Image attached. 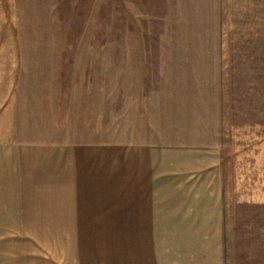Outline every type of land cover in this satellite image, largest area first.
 <instances>
[{"label": "rangeland", "instance_id": "1", "mask_svg": "<svg viewBox=\"0 0 264 264\" xmlns=\"http://www.w3.org/2000/svg\"><path fill=\"white\" fill-rule=\"evenodd\" d=\"M55 48L51 75L95 96L77 135L63 105L65 139L110 141L114 153L151 134L162 146L219 145L233 248L240 264H264V0H0V81L22 62L42 71L36 58ZM112 195L111 230L5 231L0 252L45 234L63 241L40 248L57 264H122Z\"/></svg>", "mask_w": 264, "mask_h": 264}, {"label": "crops", "instance_id": "2", "mask_svg": "<svg viewBox=\"0 0 264 264\" xmlns=\"http://www.w3.org/2000/svg\"><path fill=\"white\" fill-rule=\"evenodd\" d=\"M61 51L36 58L45 74L22 62L17 76L0 81V232L111 230L114 191L122 264L246 263L228 233L232 211L219 145L162 146L151 134L120 141L114 153L110 141H71L81 104L95 96L81 90L80 80L51 75ZM65 103L76 123L66 139ZM42 236L16 241L15 256L6 261L0 252V264H57L40 248L63 241Z\"/></svg>", "mask_w": 264, "mask_h": 264}]
</instances>
